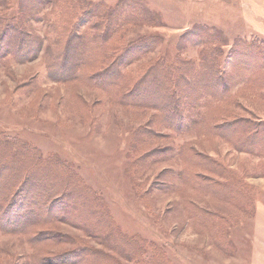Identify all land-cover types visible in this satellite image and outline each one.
Here are the masks:
<instances>
[{"label":"rangeland","instance_id":"rangeland-1","mask_svg":"<svg viewBox=\"0 0 264 264\" xmlns=\"http://www.w3.org/2000/svg\"><path fill=\"white\" fill-rule=\"evenodd\" d=\"M7 1L0 17L33 3ZM81 1L119 6L126 17L85 63L87 78L133 57L118 67L114 86L86 76L56 82L45 64L47 40L72 6L52 0L35 16L23 11L31 25L24 42L33 50L40 38L43 46L29 60L0 61V149L38 166L30 191L68 176L87 199L54 195L46 222L44 213H29L38 221L24 234L0 230V264H264V0ZM143 9L155 19L140 17ZM163 63L183 67L187 81L172 97L179 102L212 82L210 63L221 72L211 83L215 96L202 91L198 106L183 103V115L204 111L203 127L220 125L229 138L166 126L167 113L155 108L162 85L154 72ZM252 135L258 146L241 143ZM18 213L11 210L10 226L25 221Z\"/></svg>","mask_w":264,"mask_h":264},{"label":"trees","instance_id":"trees-1","mask_svg":"<svg viewBox=\"0 0 264 264\" xmlns=\"http://www.w3.org/2000/svg\"><path fill=\"white\" fill-rule=\"evenodd\" d=\"M2 1L3 0H0V3ZM4 1L6 3L8 2L7 0ZM32 1V7L29 8L26 5L21 4V6H19L20 11L17 15L0 17V61L4 62V58L8 56H12L13 59L15 58L19 61L29 60L30 58L34 57L37 51L42 48L43 44L40 38L36 40L39 46L36 48V44L33 50H31V45H29L27 42H24L25 37H27V31L28 29H30L31 25L30 22L24 18L25 13L23 11L27 10L28 12L26 13H30L29 15L35 16L36 14L33 11L34 8H40L42 5L52 0ZM125 1L126 0H123V2H121V6L127 3V1ZM68 4L69 7L72 6L71 15L69 16L67 21H65V23L58 24V27H56V36L53 39L47 40L48 42L46 50L47 53L45 54V64L48 68L49 77L56 82H75L77 80L85 78L86 75L83 69L85 63L87 61H90L91 58H94L95 55L105 51L103 50V47L110 40L109 37L113 36L115 32H117L120 23H123V20L126 18H124V16L123 18L119 17L118 14H121L120 9L116 10V8L119 6L112 8L109 7V9H107L105 8L107 7L105 5L102 7L101 4H89L82 2L81 0H68ZM74 10H76L75 13ZM138 15L147 19H155L153 18L155 14H150L148 9H143L142 12ZM80 23L85 24V27L82 31H80L79 29ZM12 46H14L13 50H11ZM10 50L13 51V55ZM217 50L219 49L217 48ZM217 50H215V56H212L210 58L212 59V63L216 61L215 59L219 55ZM73 55L75 56L73 57ZM121 57L122 56H119L113 62V65H111L112 67H114L115 64V66L117 67V71L109 72L108 70L106 73H96L92 75L93 77L88 76L87 78L86 76L88 82L91 85H94L96 83L101 86H103L104 83L108 82L107 85L114 86L120 77L118 67H120L123 63L129 62L133 56H129L126 59L123 58L122 60H120ZM68 64L69 66H67ZM178 66H166V64L163 63L162 67L158 68L156 66V71L154 72V77L156 79H159L158 84L162 85V96H158L161 103L155 108H157L158 111L162 113H167L168 121L166 123V126L171 129H176L178 132H183L188 129V131L196 130L197 132L207 135H218L224 139L229 138L231 135H229L227 132L226 134H223L220 131V125L211 126L209 128L203 127L207 115L204 111L202 114H192V117L183 115V109L186 108V104L183 103H189L188 105L190 106L187 105V107L190 108L191 106L193 107V105L198 106L201 103L200 99H202V91V96H215V94L213 93H215V90L217 89H215V86L211 85V83L216 84V81L218 83L223 79V76L220 75L221 72L218 71L215 66L210 63L209 70L207 69L208 71L205 72V74L207 73L208 75L209 72H212L213 75H215V78H212V80H210V82H212H208L205 86H201L202 89L200 93H198L199 91L195 92V96L193 97L192 101H190L191 99L189 97L190 100L179 102L175 101L172 97L177 94L178 85L183 81H187V79L184 77V74L182 73L183 71H179V69L183 67L178 68ZM102 76H105L108 80L100 81L99 78H102ZM125 92L127 91H124V93L121 95L122 98H124L125 95L127 96V93L125 94ZM222 92L225 93L226 91L222 90ZM181 96L183 98L188 97L187 95L185 96L183 94H181ZM211 104L212 103H207L205 105V108H207ZM199 124H201V127H196ZM231 130L232 128L230 129V131ZM247 138H244L241 143L250 141V143H254L255 146H258L260 143V141L259 143L257 141V144L255 143V141L253 140V135L252 137L249 136V138ZM262 146H259L260 148L255 149L256 151H253L263 156V152L261 151L263 150L261 149ZM237 147L239 146L237 145ZM239 148H243V146H240ZM246 149L249 150V148ZM7 150V148L0 149V213L4 212L5 214L3 217L4 222L2 223V227H0L1 231L24 234L25 230H29L31 225L37 224L38 221V219H36L35 217L28 215L29 213H44L45 219H43L41 222H46L44 220H48L50 218L47 217L48 211L45 210V206L46 208L48 206L50 208L53 207V203L55 202L51 197L54 195L73 198L75 199V201H77V199H87L86 195L78 189L79 187H77L76 184H74V182H72V180H70L68 176H65L64 178L62 177L60 178V180H54L50 176V178L46 179L49 182L42 184V187L40 188L32 189L30 191V187L32 186L30 180L36 179V177L41 174V172L38 171V166L34 167V164L18 162V160L15 159L17 158L16 155L9 153V151L7 153ZM240 150L242 149H239V151ZM25 175L29 178V181L23 183ZM25 184L27 185V188H21V186ZM57 202L58 201H56V203ZM61 202L62 203H57V205H65V201L62 200ZM82 206L83 210H79L81 215L87 212L84 208V204ZM11 210L19 211L17 215L20 217H25V215H27L23 219V221H25L19 224L18 228H16L15 225L14 227L10 226L11 221L9 220H11L12 218H9V215ZM30 210H32V212H30ZM89 213H92V211ZM34 242H37V240H35ZM76 254L77 253H75V255ZM75 255H73V258L75 260L73 262L77 263V261H79V257ZM90 255H92L91 257L93 258L95 256V254ZM83 257H86V255H83ZM103 258L108 263L110 262V259L106 257ZM40 264H44V262L41 261Z\"/></svg>","mask_w":264,"mask_h":264}]
</instances>
